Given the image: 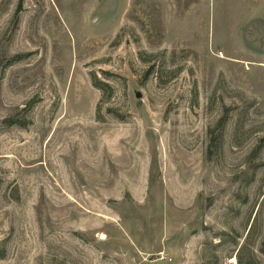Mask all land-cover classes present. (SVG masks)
I'll return each mask as SVG.
<instances>
[{
  "label": "rangeland",
  "instance_id": "obj_1",
  "mask_svg": "<svg viewBox=\"0 0 264 264\" xmlns=\"http://www.w3.org/2000/svg\"><path fill=\"white\" fill-rule=\"evenodd\" d=\"M0 264H264V0H0Z\"/></svg>",
  "mask_w": 264,
  "mask_h": 264
}]
</instances>
